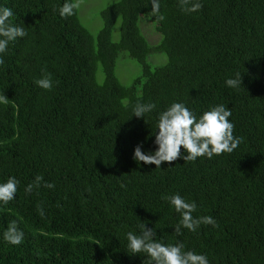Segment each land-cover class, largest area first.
<instances>
[{"label": "trees", "instance_id": "1", "mask_svg": "<svg viewBox=\"0 0 264 264\" xmlns=\"http://www.w3.org/2000/svg\"><path fill=\"white\" fill-rule=\"evenodd\" d=\"M63 3L0 0L27 33L0 65V183L20 181L16 199L0 206V264H144L126 239L141 222L210 264H264V0H201L193 14L178 0H160L158 13L153 0H119L102 11L96 35L78 9L61 18ZM147 22L156 43L142 33ZM126 59L141 68L129 83L119 76ZM237 72L243 85L227 87ZM44 74L51 90L35 83ZM137 102L156 108L137 118ZM173 102L197 117L231 108L241 143L213 159L136 161L138 145L157 150L158 115ZM37 175L41 187L26 193ZM174 194L216 226L174 234L180 216L165 199ZM12 220L25 233L19 246L3 239Z\"/></svg>", "mask_w": 264, "mask_h": 264}, {"label": "clouds", "instance_id": "2", "mask_svg": "<svg viewBox=\"0 0 264 264\" xmlns=\"http://www.w3.org/2000/svg\"><path fill=\"white\" fill-rule=\"evenodd\" d=\"M180 10L184 14L199 12L203 5L201 0H178ZM153 11L159 12L160 0H153ZM80 7L79 0H64L59 7L61 18H68L75 14ZM14 12L7 6L0 5V65L4 64V56L7 54L9 45L18 39L24 38L27 33L24 28L13 24L11 18ZM160 20L164 17L161 15ZM38 87L44 90H51L53 82L50 74H44L41 79L35 81ZM225 85L237 89L243 85L242 74L237 72L235 78H229ZM156 108L154 103L137 102L133 108V116L144 118L145 114L153 112ZM232 116L231 108L223 104L212 106L210 110L197 115L184 103L173 102L165 111L158 115L155 144L158 146L154 153L145 154L142 145H138L134 152V159L145 164H155L160 168L164 162H174L178 158L186 162H195L198 158L213 159L225 153L231 154L241 143V137L234 136V123L230 121ZM156 129V130H157ZM186 155L181 154V148ZM43 177L37 175L32 183L25 187L26 193H31L35 188L41 187ZM20 181L12 176L6 182L0 183V206H6L16 199ZM43 187L54 189L52 183H43ZM170 207L179 214L180 220L174 226L177 236L183 235L182 229L190 232H197L201 225L216 226V221L211 216L194 217L197 209L195 202L186 201L181 195L174 194L165 197ZM40 215L43 216V208L38 207ZM139 233L129 231L126 233L127 249L133 256L143 253L147 259L144 264H210L204 254L193 250L185 251L182 242L176 244H165L156 239V231L149 229L146 222H141ZM25 233L12 220L3 232V239L7 244L19 246L24 242Z\"/></svg>", "mask_w": 264, "mask_h": 264}, {"label": "rangeland", "instance_id": "3", "mask_svg": "<svg viewBox=\"0 0 264 264\" xmlns=\"http://www.w3.org/2000/svg\"><path fill=\"white\" fill-rule=\"evenodd\" d=\"M119 0H79L80 7L79 17L82 24L93 34L96 35L103 25L102 11L108 8L110 5L118 2ZM142 33L145 35L149 43H156L159 40V36L153 31V27L150 22L142 25ZM115 38L118 39V33L116 32ZM164 61L165 56H163ZM121 69L119 70V76L122 80L129 83L132 79L136 78L141 73V68L132 60H123Z\"/></svg>", "mask_w": 264, "mask_h": 264}, {"label": "bare ground", "instance_id": "4", "mask_svg": "<svg viewBox=\"0 0 264 264\" xmlns=\"http://www.w3.org/2000/svg\"><path fill=\"white\" fill-rule=\"evenodd\" d=\"M261 44V43H260ZM126 52V51H125Z\"/></svg>", "mask_w": 264, "mask_h": 264}]
</instances>
